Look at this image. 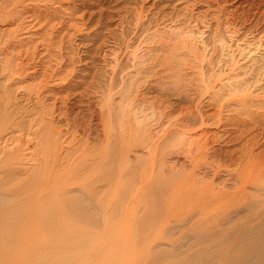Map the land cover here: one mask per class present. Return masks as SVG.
Instances as JSON below:
<instances>
[{"label": "rangeland", "instance_id": "1", "mask_svg": "<svg viewBox=\"0 0 264 264\" xmlns=\"http://www.w3.org/2000/svg\"><path fill=\"white\" fill-rule=\"evenodd\" d=\"M0 46V104L11 106H0V132L8 110L35 128L60 129L70 149L41 165L38 139H10L7 150L31 148L11 178H44L20 205L38 201L43 211L87 215H56L50 226L19 219L15 233L30 224L33 240L12 236L8 251L17 258L2 254L0 264H262L256 249L264 229V0H0ZM44 108L49 115L42 120ZM243 171L258 183L241 188ZM180 183L190 189L188 201L179 193L168 214ZM207 186L227 193L214 215L197 207V189ZM9 206L17 208L16 201Z\"/></svg>", "mask_w": 264, "mask_h": 264}, {"label": "bare ground", "instance_id": "2", "mask_svg": "<svg viewBox=\"0 0 264 264\" xmlns=\"http://www.w3.org/2000/svg\"><path fill=\"white\" fill-rule=\"evenodd\" d=\"M11 10V9H10ZM189 10V9H188ZM8 11H9V9H8ZM6 12V11H5ZM137 13V12H136ZM159 14V13H158ZM6 15V14H5ZM9 18V17H8ZM145 18V17H144ZM164 18V17H163ZM155 19V18H154ZM174 19V18H173ZM170 20V19H169ZM176 20V19H175ZM6 21V20H5ZM32 21V20H31ZM39 21V20H38ZM143 21V20H142ZM171 21V20H170ZM141 22V21H140ZM38 23V22H37ZM41 23V22H40ZM154 23V22H153ZM39 24V23H38ZM146 24V23H145ZM156 24V23H155ZM160 24V23H159ZM176 24V23H175ZM37 25V24H36ZM135 26V25H134ZM161 26V25H160ZM163 26V25H162ZM169 26V25H168ZM228 27V26H227ZM25 28V27H24ZM144 28V27H143ZM22 30V29H21ZM145 30V29H144ZM163 30V29H162ZM135 31V30H134ZM133 31V32H134ZM178 32V31H177ZM234 32V31H233ZM178 34V33H177ZM180 34V33H179ZM219 34V33H218ZM129 35H131V34H129ZM173 35V34H172ZM176 35V34H175ZM204 35V34H203ZM128 36V35H127ZM151 36V35H150ZM160 36V35H159ZM162 36V35H161ZM168 36V35H167ZM181 36V35H180ZM113 37V36H112ZM123 37V36H122ZM141 37V36H140ZM139 37V38H140ZM152 37H154V36H152ZM163 37V36H162ZM155 38H157V37H155ZM174 38V37H173ZM171 39V41L172 40H174V39ZM181 38V37H180ZM136 39V38H135ZM146 39V38H145ZM47 40V39H46ZM141 40V39H140ZM153 40H154V38H153ZM113 41V40H112ZM115 41H116V39H115ZM119 41V40H118ZM117 41V42H118ZM136 41V40H135ZM151 41V40H150ZM132 42V41H131ZM180 42V41H179ZM184 42V41H183ZM183 42H182V44H183ZM186 42V41H185ZM116 43V42H115ZM139 43V42H138ZM122 44V43H121ZM133 44V43H132ZM137 44V43H136ZM149 44V43H148ZM153 44V43H152ZM174 44H176V43H174ZM174 44H173V46H174ZM192 44V43H191ZM134 45H135V43H134ZM150 45V44H149ZM165 45V44H164ZM170 45V44H169ZM207 45V44H206ZM172 46V47H173ZM189 46V45H188ZM204 46V45H203ZM247 46H249V45H247ZM1 47V46H0ZM25 47V46H24ZM156 47V46H155ZM164 47H166V46H164ZM195 47V46H194ZM197 47V46H196ZM195 47V48H196ZM210 47V46H209ZM224 47V46H223ZM126 48V47H125ZM134 48V47H133ZM145 48V47H144ZM192 48H193V46H192ZM208 48V47H207ZM212 49H213V47H211ZM221 48V47H220ZM26 49V48H25ZM117 49V48H116ZM159 49V48H158ZM173 49V48H172ZM187 49V48H186ZM197 49V48H196ZM210 49V48H209ZM208 49V50H209ZM222 49V48H221ZM224 49V48H223ZM118 50V49H117ZM123 50V49H122ZM133 50V49H132ZM149 50V49H148ZM156 50V49H155ZM154 50V51H155ZM174 51H175V49H173ZM173 50H171V51H173ZM178 50V49H177ZM190 50V49H189ZM201 50V49H200ZM250 50V49H249ZM126 51V50H125ZM192 51H194V50H192ZM191 51V52H192ZM197 51V50H196ZM132 52V51H131ZM159 52V51H158ZM164 52V51H163ZM168 52V51H167ZM185 52V51H184ZM188 52V51H187ZM129 53V52H128ZM127 53V54H128ZM154 53V52H153ZM152 53V54H153ZM165 53H166V51H165ZM176 53H178L177 51H176ZM209 53V52H208ZM245 53H246V51H245ZM120 54V53H119ZM185 54V53H184ZM240 54H241V51H240ZM131 55V54H130ZM138 55V54H137ZM141 55V54H140ZM151 55V54H150ZM154 55V54H153ZM157 56H158V54H156ZM172 55V54H171ZM181 55V54H180ZM183 55V54H182ZM199 55V54H198ZM249 55V54H248ZM122 56V55H121ZM148 56V55H147ZM174 56V55H173ZM173 56H171V58L173 57ZM185 56V55H184ZM209 56V55H208ZM241 56V55H240ZM150 57V56H149ZM152 57V56H151ZM162 57V56H161ZM178 57H179V55H178ZM204 57V56H203ZM229 57V56H228ZM238 56H236L235 58H237ZM243 57V56H242ZM249 57V56H248ZM118 58V57H117ZM122 58V57H121ZM130 58V57H129ZM128 57H127V59H129ZM137 58V57H136ZM140 58V57H139ZM164 58V57H163ZM176 58H177V56H176ZM183 58H185V57H183ZM201 58V57H200ZM11 59V58H10ZM119 59V58H118ZM142 59H143V56H142ZM160 59V58H159ZM173 59V58H172ZM180 59V58H179ZM187 59V58H186ZM204 59V58H203ZM217 59V58H216ZM219 59V58H218ZM244 59H246V58H244ZM141 60V59H140ZM158 60V59H157ZM170 60V59H169ZM195 60H197V59H195ZM200 60V59H199ZM208 60V59H207ZM213 60V59H212ZM238 60V59H237ZM17 61V60H16ZM16 61H14L15 63H16ZM107 61V60H106ZM116 61V60H115ZM123 61V60H122ZM126 61V60H125ZM137 61V60H136ZM142 61V60H141ZM162 61H164L163 59H162ZM161 61V62H162ZM172 61V60H171ZM178 61V60H177ZM187 61H189V60H187ZM203 61V60H202ZM201 61V62H202ZM11 62V61H10ZM131 62V61H130ZM151 62H153V61H151ZM161 62H160V64H161ZM183 62V61H182ZM190 62V61H189ZM216 62H217V60H216ZM110 63V62H109ZM112 63V62H111ZM117 63V62H116ZM115 63V64H116ZM123 63V62H122ZM136 63V62H135ZM169 63V62H168ZM192 63V62H191ZM190 63V64H191ZM194 63V62H193ZM192 63V64H193ZM221 63V62H220ZM233 63V62H232ZM231 63V64H232ZM14 64V63H13ZM148 64V63H147ZM160 64H158V65H160ZM178 64H179V62H178ZM178 64H177V62H176V66L178 67ZM187 64V63H186ZM191 64V65H192ZM17 65V64H16ZM124 65V64H123ZM122 65V66H123ZM128 65V64H127ZM140 65V64H139ZM157 65V64H156ZM157 65V66H158ZM165 65V64H164ZM184 65V64H183ZM233 65H235L234 63H233ZM237 65H239V64H237ZM106 66V65H105ZM116 66H117V64H116ZM150 66V65H149ZM168 66H169V64H168ZM174 66V65H173ZM229 66H231V65H229ZM145 67V66H144ZM159 67V66H158ZM162 67V66H161ZM176 67V68H177ZM180 67V66H179ZM195 67V66H194ZM199 67V66H198ZM201 67V66H200ZM220 67V66H219ZM222 67V66H221ZM239 67V66H238ZM107 68V67H106ZM154 68H156L155 67V65H154ZM170 68V67H169ZM189 68V67H188ZM230 68H233V67H230ZM245 68V67H244ZM2 69V68H1ZM13 69H14V72L16 71L15 70V68H14V66H13ZM125 69V68H124ZM128 69V68H127ZM151 69V68H150ZM159 69V68H158ZM175 69V68H174ZM192 69V68H191ZM196 69V68H195ZM202 69V68H201ZM200 69V70H201ZM204 69V68H203ZM207 69V68H206ZM248 69V68H247ZM153 70V69H152ZM170 70V69H169ZM181 70V69H180ZM230 70V69H229ZM239 70V69H238ZM257 70V69H256ZM6 71L8 72L9 70L8 69H6ZM129 71V70H128ZM127 71V72H128ZM145 71V70H144ZM155 71V70H154ZM168 71V70H167ZM172 71V70H171ZM182 71V70H181ZM202 71V70H201ZM231 71V70H230ZM233 71H235V69L233 70ZM251 71V70H250ZM17 72V71H16ZM113 72H115V71H113ZM117 72V71H116ZM115 72V73H116ZM142 72V71H141ZM145 72H147V71H145ZM159 72V71H158ZM161 72V71H160ZM165 72V71H164ZM175 72H177V71H175ZM210 72V71H209ZM209 72H208V74H209ZM242 72V71H241ZM248 72V71H247ZM13 73V72H12ZM118 73H120L119 71H118ZM117 73V74H118ZM134 73V72H133ZM220 73V72H219ZM230 73V72H229ZM244 73H246V72H244ZM253 73V72H252ZM255 73H256V71H255ZM254 73V74H255ZM10 74V73H9ZM15 74V73H14ZM153 74V73H152ZM155 74V73H154ZM153 74V75H154ZM193 74H195V73H193ZM201 74H203V73H201ZM205 74V73H204ZM226 75H227V73H225ZM231 74V73H230ZM123 75V74H122ZM128 75V74H127ZM148 75V74H147ZM159 75V74H158ZM167 75V74H166ZM175 75V74H174ZM174 75H172V77L174 76ZM192 75V74H191ZM218 75V74H217ZM221 75V74H220ZM8 76V75H7ZM99 76V75H98ZM103 76H104V74H103ZM106 76V75H105ZM108 76V75H107ZM112 76V75H111ZM116 76V75H115ZM125 76V75H124ZM132 76H134V75H132ZM136 76V75H135ZM144 76V75H143ZM152 76V75H151ZM178 76V75H177ZM185 76V75H184ZM219 76V75H218ZM222 76V75H221ZM220 76V77H221ZM237 76H239V75H237ZM251 76V75H250ZM250 76H249V78H250ZM252 76H254V75H252ZM4 77V76H3ZM10 77H11V75H10ZM120 77V76H119ZM162 77V76H161ZM164 77H166V76H164ZM180 77V76H179ZM198 77H199V75H198ZM235 77V76H234ZM240 77V76H239ZM238 77V78H239ZM6 78V77H5ZM97 78V77H96ZM101 78H102V75H101ZM117 78V77H116ZM123 78V77H122ZM122 78H120V79H122ZM129 78H130V76H129ZM133 78V77H132ZM145 78V77H144ZM169 78V77H168ZM175 78H176V75H175ZM182 78H183V76H182ZM227 78V77H226ZM225 78V79H226ZM229 78H231V77H228V79ZM241 78V77H240ZM248 78V77H247ZM246 78V79H247ZM99 79V78H98ZM143 79V78H142ZM165 79V78H164ZM180 79V78H179ZM204 79V78H203ZM207 79V78H206ZM231 79H233V78H231ZM230 79V80H231ZM245 79V78H244ZM243 79V80H244ZM245 79V80H246ZM251 79V78H250ZM163 80V79H162ZM172 80H174V78H172ZM182 80V79H181ZM211 80V79H210ZM217 80H219V79H217ZM229 80V81H230ZM241 80V79H240ZM252 80V79H251ZM255 80V79H254ZM5 81V80H4ZM105 81V80H104ZM114 81V80H113ZM116 81V80H115ZM118 81V80H117ZM130 81V80H129ZM144 81V80H143ZM156 81V80H155ZM170 81V80H169ZM182 81H186L185 79L184 80H182ZM181 81V82H182ZM200 81H202V80H200ZM228 81V82H229ZM233 81H236L235 79L233 80ZM247 81V80H246ZM165 82V81H164ZM180 82V81H179ZM184 82H182V83H184ZM216 82H218V81H216ZM225 82V81H224ZM227 82V81H226ZM231 82H232V80H231ZM237 82V81H236ZM257 82V81H256ZM263 82V81H262ZM119 83H121V82H119ZM123 83V82H122ZM121 83V84H122ZM126 83H128V82H126ZM142 83V82H141ZM149 83V82H148ZM206 83V82H205ZM209 83V82H208ZM247 83H249V82H247ZM252 83V82H251ZM254 83V82H253ZM0 84H2V83H0ZM98 84V83H97ZM96 84V85H97ZM102 84V83H101ZM110 84V83H109ZM112 84V83H111ZM120 84V85H121ZM130 84V83H129ZM155 84H156V82H155ZM162 84H163V82H162ZM178 84V83H177ZM176 84V85H177ZM214 84H216V83H214ZM224 84V83H223ZM226 84V83H225ZM231 84V83H230ZM236 84V83H235ZM239 84V83H238ZM246 84V83H245ZM106 85V84H105ZM112 85H114V84H112ZM175 85V84H174ZM181 85V84H180ZM184 85V84H183ZM200 85V84H199ZM209 85V84H208ZM228 85V84H227ZM232 85V84H231ZM237 85V84H236ZM247 85V84H246ZM253 85V84H252ZM1 86H3V85H1ZM128 86V85H127ZM147 86V85H146ZM150 86V85H149ZM155 86V85H154ZM172 86V85H171ZM186 86V85H185ZM184 86V87H185ZM203 86H205V84L203 85ZM222 86V85H221ZM220 86V87H221ZM230 86V85H229ZM228 86V87H229ZM240 86V85H239ZM248 86V85H247ZM261 86H263V85H261ZM4 87V86H3ZM21 87V86H20ZM65 87V86H64ZM98 87V86H97ZM124 87V86H123ZM142 87V86H141ZM159 87H161V86H159ZM165 87V86H164ZM183 87V86H182ZM190 87V86H189ZM197 87V86H196ZM200 87H202L201 85H200ZM209 87V86H208ZM223 87H225V89H226V86H224L223 85ZM230 87H233V86H230ZM229 87V88H230ZM243 87V86H242ZM246 87V86H245ZM250 87H252L251 85H250ZM111 88V87H110ZM109 88V89H110ZM173 88V87H172ZM176 88V87H175ZM193 88H194V86H193ZM202 88H205V87H202ZM207 88V87H206ZM213 88V87H212ZM222 88V87H221ZM229 88H227L228 89V91H229ZM235 88H237V87H235ZM235 88H233V89H235ZM244 88V87H243ZM243 88H241V86H240V90L242 89L243 90ZM246 88H248V87H246ZM108 89V88H107ZM112 89H114L113 87H112ZM120 89V88H119ZM159 89V88H158ZM177 89V88H176ZM181 89V88H180ZM179 89V90H180ZM231 89V88H230ZM237 89H239V88H237ZM249 89V88H248ZM247 89V90H248ZM178 90V91H179ZM182 90V89H181ZM188 90V89H187ZM193 90V89H192ZM246 90V89H245ZM244 90V91H245ZM262 90H264V89H262ZM0 91H4V90H0ZM95 91V90H94ZM107 91V90H106ZM145 91V90H144ZM162 91V90H161ZM169 91V90H168ZM177 91V92H178ZM185 91V90H184ZM183 91V92H184ZM222 91V90H221ZM225 92L227 91V90H224ZM231 91V90H230ZM229 91V92H230ZM233 91V90H232ZM254 91V90H253ZM252 91V92H253ZM258 91V90H257ZM260 91V90H259ZM123 92H125V91H123ZM180 92V91H179ZM1 93V92H0ZM109 93V95H108V98H109V96H110V91L108 92ZM107 93V94H108ZM140 93V92H139ZM182 93V92H181ZM180 93V94H181ZM226 93H228V92H226ZM234 93V92H233ZM238 93H240V92H237L236 94H234V97L236 98V100L239 102V104H240V106L241 105H243L244 107H245V104L247 103L246 101H247V99H246V97H244V96H241V95H237ZM242 93V92H241ZM264 93V92H263ZM92 94V93H91ZM143 94V93H142ZM186 94V93H185ZM184 94V95H185ZM210 94H212V93H210ZM223 94H225V93H223ZM258 94V93H257ZM1 95H2V93H1ZM98 95V94H97ZM113 95V94H112ZM141 95V94H140ZM218 95H220V93H215L214 95H212L211 97L212 98H215V96L217 97V99H218ZM69 96V95H68ZM149 96V95H148ZM161 96L162 95H160V98H161ZM214 96V97H213ZM221 96H223L222 94H221ZM226 96V95H225ZM1 97H3V96H1ZM47 97V96H46ZM103 97V96H102ZM146 97V96H145ZM153 97V96H152ZM155 97V96H154ZM227 97H229L228 95H227ZM8 98V97H7ZM31 98V97H30ZM105 98H107V96L105 97ZM107 98V99H108ZM210 98V97H209ZM217 99H215L217 102H218V100ZM223 99H224V97H223ZM4 100V102L6 103V101L5 100H7L6 98L5 99H3ZM103 100V99H102ZM150 100V99H149ZM157 100V99H156ZM214 100V99H213ZM212 100V101H213ZM222 100V99H221ZM225 100V99H224ZM249 100V99H248ZM260 100H262V99H260ZM159 101V100H158ZM229 101V100H228ZM251 101H252V99H251ZM256 101V100H255ZM3 102V101H2ZM104 102H105V100H104ZM139 102V101H138ZM223 102V101H222ZM107 103H108V100H107ZM152 103V102H151ZM220 103V102H219ZM218 103V104H219ZM228 103V102H227ZM255 103V102H254ZM128 104V103H127ZM140 104V103H139ZM210 104V103H209ZM258 104H259V102H258ZM264 104V103H263ZM105 105V104H104ZM107 105V104H106ZM138 105V104H137ZM147 105V104H146ZM156 105V104H155ZM160 105V104H159ZM200 105V104H199ZM221 105V104H220ZM227 104H225V106H226ZM229 105H230V103H229ZM233 105V104H232ZM236 105V104H235ZM253 105V104H252ZM260 105V104H259ZM0 106H2V104H0ZM5 107L7 106V107H9V108H11V106L8 104V105H4ZM215 106V105H214ZM217 106V105H216ZM224 106V105H223ZM238 106V105H237ZM5 107H1L2 109L3 108H5ZM141 107V106H140ZM146 107V106H145ZM172 107V106H171ZM199 107V106H198ZM213 107V106H212ZM239 107V106H238ZM262 107V106H261ZM159 108V107H158ZM157 108V109H158ZM162 108H164V107H162ZM169 108V107H168ZM218 108H219V106H218ZM221 108V107H220ZM229 108V107H228ZM1 109V110H2ZM8 109V108H7ZM71 109V108H70ZM105 109H107V108H105ZM128 109V108H127ZM126 109V110H127ZM154 109H156V108H154ZM165 109V108H164ZM167 109V108H166ZM173 109V108H172ZM225 109V108H224ZM235 109V108H234ZM239 109V108H238ZM241 109H243V108H240V111H241ZM13 110V109H12ZM68 110V109H67ZM102 110V109H101ZM142 110V109H141ZM160 111H161V109H159ZM237 110V109H236ZM245 111H246V109H244ZM151 111H153V110H151ZM159 111V112H160ZM170 111V110H169ZM228 111H230V110H228ZM232 111V110H231ZM0 112H2V111H0ZM164 112V111H163ZM188 112V111H187ZM244 112V111H243ZM247 112H248V110H247ZM20 113H22V111H20ZM109 113V112H108ZM145 113V112H144ZM151 113V112H150ZM157 113V112H156ZM162 113V112H161ZM199 113V112H198ZM242 112H240V114H241ZM0 114H2V113H0ZM69 114V113H68ZM154 114V113H153ZM152 114V115H153ZM158 114V113H157ZM156 114V115H157ZM160 114V113H159ZM180 114V113H179ZM189 114V113H188ZM247 114V113H246ZM40 115V114H39ZM47 115H49V111H48V109L47 108H44V114H43V117H42V120H44L46 117H47ZM104 115V114H103ZM113 115V114H112ZM120 115V114H119ZM122 115V114H121ZM124 115H127V112L124 114ZM166 115H167V113H166ZM172 115V114H171ZM233 115H235V114H233ZM249 115V114H248ZM1 117H2V115H0ZM15 113L14 112H10V111H6V113H5V116H4V118H5V121L8 123V127H7V129L5 130V132H3V131H1L0 132V237L1 236H5L6 237V239H5V241H4V243L3 242H0V256L2 255V254H4V257L6 258V260H9V261H11V262H15V259L17 258L13 253H11V252H9L8 251V248H9V246L11 245V238H12V236H13V238H15V239H17V237L19 238V237H22V236H29V235H32L31 234V231H30V224L28 225V227H29V229L27 230L26 228H22V229H19V232H16L15 233V231H14V225H12L14 222H16L17 223V221L19 220V219H23V218H27V219H29V220H31V221H34V220H36V221H38L37 220V218L38 219H42L41 220V222H43V224H45L46 226H50V225H52L51 223L53 222V220H55V218H56V215H58V216H63V213H67L68 211H66V212H62L60 209H58V211H57V209L54 207V209L52 208V206H51V208L52 209H50L49 211H46V210H44L43 211V208H40V206L41 207H43V205H40L39 203H38V201H36V198H38V194H36L35 195V204L34 203H32V202H30V203H32L31 205L32 206H30V203L29 204H27V203H25V204H23V203H21L22 205H20V202H22L23 200H25L26 201V199H30L34 194H35V191H37L38 189H40V187L42 188L43 186H41V183H42V181H43V179L44 178H36V177H33V178H31V179H28V180H13L11 177L12 176H15V172H18L19 171V169L20 168H22V166L23 165H25L26 164V159L24 158V156H22V155H20V154H22V152H24V150H27L28 148L31 150V148H30V146L29 145H27V147H26V145L24 146V145H22V146H24L25 148H21V147H19L18 149H16V151H13V150H7L6 148V144L10 141V139L12 140V138H14L15 137V135H18V134H21V135H28V136H31L32 137V140L33 139H38V141H37V143L40 145V147H42V151L41 152H43V156H39L38 157V155H36L37 157L35 158V160L37 161V162H39L41 165H44V164H46V165H49V160L48 159H51V155H52V153L54 154V155H57V153H59V151H61V153H60V155L63 153V154H65L64 156L65 157H68L69 155H70V152L68 151V150H70V149H66L64 146H63V144H62V141L60 140L61 139V136H63V134H62V131L60 130V129H56V128H50V129H47V128H41L39 125L37 126V128H35V125H37L36 124V122L35 121H29V122H27V121H25L24 120V122H21V120H17L16 118H15ZM114 116V115H113ZM144 116V115H143ZM146 116V115H145ZM163 116V115H162ZM185 116H186V114H185ZM184 116V118H186ZM189 116V115H188ZM199 116V115H198ZM214 116V115H213ZM215 116H218V115H215ZM0 117V118H1ZM157 117H160V116H157ZM156 117V118H157ZM170 117V116H169ZM173 117V116H172ZM204 117V116H203ZM250 117V116H249ZM114 118H115V116H114ZM163 118H164V116H163ZM192 118V117H191ZM196 118V117H195ZM206 118V117H205ZM212 118V117H211ZM214 118H216V117H214ZM231 118H233V117H231ZM254 118V117H253ZM261 118H263V117H261ZM124 119V118H123ZM159 120H160V118H158ZM167 119H169V118H166V120ZM177 119V118H176ZM201 119V118H200ZM199 119V120H200ZM210 119V118H209ZM242 119V118H241ZM255 119V118H254ZM2 120V121H1ZM26 120H28V119H26ZM31 120V119H30ZM112 120V119H111ZM111 120H110V122H111ZM196 120V119H195ZM194 120V121H195ZM213 120V119H212ZM245 120V119H244ZM260 120V119H259ZM0 121H1V123L0 124H3V121H4V119H3V117H2V119H0ZM161 121V120H160ZM174 121V120H173ZM190 121H191V119H190ZM211 121V120H210ZM240 121V120H239ZM99 122V121H98ZM97 122V123H98ZM153 122V121H152ZM151 122V123H152ZM162 122V121H161ZM229 122V121H228ZM235 122V121H234ZM259 122V121H258ZM102 123V122H101ZM160 123V122H159ZM171 123V122H170ZM188 123V122H187ZM223 123V122H222ZM243 123V122H242ZM256 123V122H255ZM6 123H4L3 125H5ZM39 124V123H38ZM236 124V123H235ZM252 124V123H251ZM88 125V124H87ZM111 125H112V123H111ZM150 125V124H149ZM161 125V124H160ZM262 125V124H261ZM114 126H115V124H114ZM240 126V125H239ZM0 127H2V126H0ZM111 127V126H110ZM169 127H171V126H169ZM169 127H167V128H169ZM232 127V126H231ZM240 127H242V126H240ZM263 127V126H262ZM4 128V127H3ZM35 128V129H34ZM115 128H117V127H115ZM220 128H222V127H220ZM249 128V127H248ZM103 129V128H102ZM105 129V128H104ZM109 129H111V128H109ZM118 129V128H117ZM183 129H185V128H183ZM231 129V128H230ZM237 129V128H236ZM239 129V128H238ZM1 130V129H0ZM124 130H127V129H125L124 128ZM143 130V129H142ZM157 130V129H156ZM175 130V129H174ZM177 130V129H176ZM131 131V130H130ZM179 131V130H178ZM100 132V131H99ZM190 132V131H189ZM177 133V132H176ZM184 133V132H183ZM206 133V132H205ZM204 133V134H205ZM225 133V132H224ZM223 133V134H224ZM252 133V132H251ZM92 134V133H91ZM179 134H181L180 132H179ZM227 134V133H226ZM253 134V133H252ZM183 135V134H182ZM211 135V134H210ZM246 135H248V134H246ZM100 136V135H99ZM98 136V137H99ZM176 136V135H175ZM178 136V135H177ZM176 136V137H177ZM227 136V135H226ZM256 136V135H255ZM27 137V136H26ZM179 137V136H178ZM220 137V136H219ZM257 137V136H256ZM139 138V137H138ZM170 138H171V136H170ZM221 138V137H220ZM240 138V137H239ZM247 138V137H246ZM16 138H14V140H15ZM107 139L108 138H106V141H107ZM165 139V138H164ZM179 139V138H178ZM184 139V138H183ZM14 140H12V141H14ZM31 140V139H30ZM138 140V139H137ZM170 140V139H169ZM171 140H172V138H171ZM175 140V139H174ZM174 140H173V142H174ZM180 140V139H179ZM219 140V139H218ZM252 140V139H251ZM253 140H254V138H253ZM252 140V141H253ZM16 143H17V141H15ZM165 142V141H164ZM168 142H170V141H168ZM173 142H171V143H173ZM176 142V141H175ZM181 142V141H180ZM186 142V141H185ZM246 142V141H245ZM254 142V141H253ZM28 143H30V142H28ZM167 143V142H166ZM178 143V142H177ZM252 143V142H251ZM13 144V143H12ZM18 144V143H17ZM182 144H183V142H182ZM245 144V143H244ZM33 145V144H32ZM163 145H164V143H163ZM174 145V144H173ZM175 145H176V143H175ZM174 145V146H175ZM258 145V144H257ZM149 146V145H148ZM177 146H179L178 144H177ZM253 146V145H252ZM147 147V146H146ZM176 147V146H175ZM254 147V146H253ZM171 148V147H170ZM173 148V147H172ZM180 148V147H179ZM247 148V147H246ZM250 148H252V147H250ZM29 149H28V151H29ZM145 149H147V148H145ZM155 149H156V146H155ZM241 149V148H240ZM39 150V149H38ZM199 150V149H198ZM245 150V149H244ZM255 150V149H254ZM253 150V151H254ZM40 151V150H39ZM181 151H184V150H182L181 149ZM261 151V150H260ZM31 152V151H30ZM202 152V149H200V153ZM34 153V152H33ZM39 153V152H38ZM37 153V154H38ZM154 153V152H153ZM187 153V152H186ZM230 153V152H229ZM5 154H7V156L8 155H12L14 158H12V160H7L6 158H5ZM36 154V153H35ZM151 154H152V152H151ZM150 154V155H151ZM185 154V153H184ZM210 154V153H209ZM214 154V153H213ZM231 154V153H230ZM263 154V153H262ZM25 155V154H24ZM27 155V154H26ZM33 155V154H32ZM153 156H154V154H152ZM248 155V154H247ZM246 155V156H247ZM253 155V154H252ZM255 155V154H254ZM28 156H30V155H28ZM58 156H59V154H58ZM264 156V155H263ZM33 157V156H32ZM192 157V156H191ZM242 157V156H241ZM27 158H31V157H27ZM34 158V157H33ZM243 158V157H242ZM245 159V158H244ZM253 159V158H252ZM31 161V160H30ZM71 161V160H70ZM69 161V162H70ZM245 161H246V159H245ZM32 162H34V161H32ZM150 162H152V161H150ZM216 162V161H215ZM252 162V161H251ZM262 162V161H261ZM38 163V164H39ZM263 163V162H262ZM15 164H18V165H20L18 168L17 167H15L14 165ZM29 164V163H28ZM37 164V163H36ZM152 164V163H151ZM257 165V164H256ZM261 165V164H260ZM29 166V165H28ZM37 166V165H36ZM39 166V165H38ZM151 167H152V165H151ZM39 168V167H38ZM42 168V167H41ZM205 168V167H204ZM152 169V168H151ZM71 170V169H70ZM69 170V171H70ZM264 170V169H263ZM27 172H29L28 170H27ZM52 172V171H51ZM230 172V171H229ZM262 172V171H261ZM21 173V172H20ZM25 173V172H24ZM41 173V172H40ZM37 174V173H36ZM50 178V177H49ZM56 178V177H55ZM16 179V178H15ZM65 179V178H64ZM63 179V180H64ZM54 180V179H53ZM57 180V179H56ZM55 180V181H56ZM150 180V179H149ZM14 181H16V182H14ZM51 181V180H50ZM52 182V181H51ZM65 182V181H64ZM146 182V181H145ZM240 182H241V188H245L247 185H249L250 183H252L251 185H255L256 183H258V181H257V179L255 178V177H253V178H250L249 176H248V174H247V172L246 171H243L242 172V174H241V176H240ZM48 183H49V180H48ZM53 183H55V182H53ZM52 183V184H53ZM60 183V182H59ZM59 183H57L58 185H60ZM66 183V182H65ZM50 184V183H49ZM47 185L46 184V188H47V186L48 187H50V185ZM57 184H56V186H57ZM53 186H55L54 184H53ZM55 186V187H56ZM52 187V186H51ZM58 187V186H57ZM59 187H61V186H59ZM58 187V188H59ZM184 187H186V184H184V183H180V184H178V185H176L175 187H174V189H173V191H172V199H170L171 201L169 202V205H168V207L169 208H171V209H169V210H166V212L168 213V214H173V213H175V209H174V204H175V196L176 195H178L179 193H181V195H182V198L184 199V201H188L187 199L189 198V196L187 195V192L190 190L189 188H184ZM65 188V187H64ZM262 188V187H261ZM44 189H45V186H44ZM84 189V188H83ZM41 190H43V189H41ZM53 190V189H52ZM138 190V189H137ZM136 190V191H137ZM198 191H199V193H198V198H197V207H200V209H202L203 211L205 210V213L206 214H215V210L216 209H218L219 207H221L224 203H225V200H220V199H223V198H227V193L226 192H216L215 190H214V188L213 187H211V186H207V187H201V188H198L197 189ZM261 190H263V189H261ZM264 191V190H263ZM39 192H40V190H39ZM241 194H243V192L241 191L240 192ZM51 194H54V192L53 193H51ZM86 194H87V192H86ZM194 194H195V192H194ZM264 194V193H263ZM133 196V195H132ZM245 198H248V196L246 195V193L243 195ZM41 197V196H40ZM53 198H55V197H53ZM38 200V199H37ZM141 200V199H140ZM12 201H16V206H17V208H15L14 206H9V203H11ZM110 204V203H109ZM243 205H246L247 203H242ZM30 207V209L29 210H27L26 211V207ZM54 206V205H53ZM94 206V205H93ZM18 207H19V209H20V211H18L19 209H18ZM109 207V206H108ZM22 208V209H21ZM68 208H70V207H68ZM126 208V207H125ZM131 209H132V207H131ZM245 210V209H244ZM74 211L75 212H68V214H70V215H73V214H76V213H83V215L84 216H87L85 213H84V210L83 209H81V210H77V209H74ZM26 214V215H25ZM25 215V216H24ZM44 216H46V217H44ZM44 217V218H43ZM55 217V218H54ZM87 220H88V218H86ZM44 220H45V223H44ZM127 223V222H126ZM36 224V223H35ZM35 224H34V226H35ZM126 226H127V224H125ZM33 226V227H34ZM32 227V228H33ZM104 228V227H103ZM103 228L101 229V230H103ZM105 229V228H104ZM127 229V228H126ZM32 230V229H31ZM28 231H30L29 233H28ZM33 231V230H32ZM104 232V231H103ZM33 233V232H32ZM29 234V235H28ZM33 237H34V235H32ZM32 236H29V237H31L30 239L31 240H33V237ZM12 238V239H13ZM29 239V238H28ZM36 239V238H35ZM30 240V241H31ZM26 241H27V238H26ZM35 241V240H34ZM129 241H130V239H129ZM130 243H131V241H130ZM260 244V247L261 248H258V249H256L257 250V252L259 253V259H260V261L262 262V264H264V229L263 230H261V242H259ZM30 244V243H29ZM6 249V252L4 251ZM30 249V248H29ZM16 253H17V251H16ZM31 253V252H30ZM26 260V259H25Z\"/></svg>", "mask_w": 264, "mask_h": 264}]
</instances>
